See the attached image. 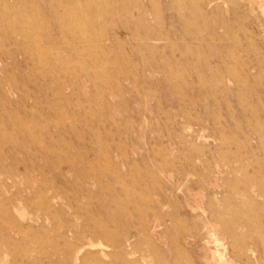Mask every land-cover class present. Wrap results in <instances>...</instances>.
<instances>
[{"label": "rangeland", "instance_id": "rangeland-1", "mask_svg": "<svg viewBox=\"0 0 264 264\" xmlns=\"http://www.w3.org/2000/svg\"><path fill=\"white\" fill-rule=\"evenodd\" d=\"M81 1L0 0V264H264V0Z\"/></svg>", "mask_w": 264, "mask_h": 264}, {"label": "bare ground", "instance_id": "bare-ground-1", "mask_svg": "<svg viewBox=\"0 0 264 264\" xmlns=\"http://www.w3.org/2000/svg\"><path fill=\"white\" fill-rule=\"evenodd\" d=\"M2 1V0H1ZM7 1V0H6ZM34 2H35V0H33ZM51 1V0H50ZM81 1V0H80ZM82 2V1H81ZM88 4V3H87ZM62 6V5H61ZM49 10H51V9H53V6L52 5H50L49 4ZM152 9H153V7H152ZM73 10H75V9H73ZM122 10V9H121ZM7 11H9V10H7ZM40 11V10H39ZM79 15V14H78ZM90 15V14H89ZM15 18V17H14ZM25 18H27V17H25ZM39 20V19H38ZM152 20V19H151ZM17 21H18V19H17ZM7 22V21H6ZM38 23H39V21H37ZM75 21H73V23H74ZM19 23V22H18ZM27 24V23H26ZM40 25V24H39ZM169 25V24H168ZM41 26V25H40ZM24 27V26H23ZM241 28V27H240ZM25 32V31H24ZM32 32V31H31ZM26 33V32H25ZM24 33V34H25ZM34 34H36L35 33V31H34ZM26 35V34H25ZM29 35V34H28ZM28 35H27V37H28ZM31 37H32V35H30ZM29 36V37H30ZM24 37V36H23ZM30 37V38H31ZM33 38V37H32ZM31 38V39H32ZM37 38V37H36ZM30 39V40H31ZM38 39V38H37ZM40 39V38H39ZM34 40H36V39H34ZM68 41H69V39H68ZM32 42V41H31ZM29 43V42H28ZM228 44V43H227ZM31 45H33V43L31 44ZM231 45V44H230ZM233 45V44H232ZM35 48V47H34ZM54 50V49H53ZM29 54V53H28ZM36 56V55H35ZM41 57V56H40ZM109 57V56H108ZM200 58V57H199ZM69 66V65H68ZM85 67V66H84ZM75 68V67H74ZM94 74V73H93ZM113 80V79H112ZM132 86V85H131ZM147 91V90H146ZM185 104V103H184ZM197 107V106H196ZM191 158V157H190ZM189 170V169H188ZM213 172V171H212ZM191 173V172H190ZM111 195V194H110ZM159 201H162V203H166L167 201H169V197L167 196V195H163L162 196V198H160V200ZM11 221V220H10ZM15 225V224H14ZM161 225H162V223L161 222H159L158 220L155 222V223H150L149 224V226H148V229L150 230V236H149V240L150 241H152V245H153V247L155 248V249H161V250H163V253H164V255L165 256H167V257H169V259H168V262H173V259H171V258H173V256L175 255V251H176V249L173 247V246H171V245H169L168 244V242H166L164 239H162V234H160V233H158L157 232V229L158 228H160L161 227ZM115 229V228H114ZM48 234V233H47ZM93 234H96V233H93ZM152 238H157L158 240H159V242L157 241V242H155V241H153L152 240ZM93 244V243H92ZM83 246L84 245H79L78 247V250H77V252H71V255L68 257V259H70L71 261L74 259V261L75 262H77V259L79 258V253H81V251L83 250ZM104 246H109V245H104ZM116 246H121L123 249H125V252H127V254H131V255H133V254H135L136 252H135V250H134V248H133V244H132V242H131V236L130 235H127L124 239H122V240H119L118 242H117V244H116ZM224 250H225V248H224ZM222 259L223 260H226V258H224V257H222ZM174 262H175V260H174Z\"/></svg>", "mask_w": 264, "mask_h": 264}]
</instances>
